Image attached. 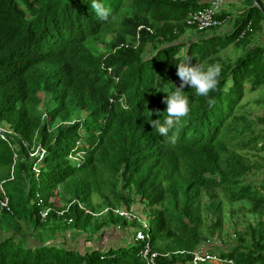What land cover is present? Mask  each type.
<instances>
[{
  "label": "trees",
  "instance_id": "obj_1",
  "mask_svg": "<svg viewBox=\"0 0 264 264\" xmlns=\"http://www.w3.org/2000/svg\"><path fill=\"white\" fill-rule=\"evenodd\" d=\"M99 2L111 9L109 21L96 17L91 0H0V123L16 132L0 138V198L7 196L11 209L0 211V264H146L126 220L111 210L87 213L80 202L94 213L143 211L159 253L155 264H193L192 251L208 235H225L227 245L204 252L264 264V182L253 180L264 166V111L254 118L235 112L246 91L264 85V42L252 43L264 29L262 1L231 30L196 31L190 42L180 37L190 29L187 12L202 7L198 0ZM248 22L251 30L238 39ZM231 43L251 47L224 61L220 53ZM185 54L193 65L219 64L222 72L209 94L212 107L185 85L191 111L170 130L173 144L149 122L165 119L163 99L180 85L176 64ZM113 92L124 100L110 105ZM258 102L264 107V96ZM37 144L46 149L38 174L29 154ZM73 149L84 153L78 167L68 159ZM37 195L53 206L46 218ZM51 196L71 203L61 216L54 210L62 207L48 204ZM92 196L97 202L86 204ZM203 212L214 220L205 222ZM225 222L232 231L224 234ZM40 224L69 230L83 249L63 237H34ZM117 231L125 241L104 248L103 234Z\"/></svg>",
  "mask_w": 264,
  "mask_h": 264
},
{
  "label": "clouds",
  "instance_id": "obj_2",
  "mask_svg": "<svg viewBox=\"0 0 264 264\" xmlns=\"http://www.w3.org/2000/svg\"><path fill=\"white\" fill-rule=\"evenodd\" d=\"M90 7L95 13L96 17L101 21H109L110 17L112 16L111 9L106 7L103 3L99 2V0H91ZM154 55L155 54H153V56ZM191 60H192V57L185 54L183 58L180 60V62L176 64V75L178 76L180 80V85L178 87L175 86L173 91L166 93V96L163 99V103L166 104V109L164 111L166 112L167 115L165 119L163 121H161L160 119H155V120H150L149 122V124L151 125V128L154 129L156 134H158L161 137H169L170 130H172L183 118L187 117L191 111L190 104H189V98L188 96L184 94V91H183V88L185 87V85L189 86L190 89H194L195 95L205 97L206 102L209 107H212L215 104V100L210 98L209 94L213 91H216L218 88L219 78L222 72V66L219 64H216V65H209L205 67L204 65L199 64V63H196L195 65H193L191 63ZM157 91H160V90H157ZM116 97H119L121 101L124 100V97H120L119 95L116 96V92H113L111 95H109V99H108V102L110 105L116 104ZM44 117H45V114H44ZM76 120L77 118L70 121V123ZM0 127L4 129L3 132L6 135V138H1L0 136L1 139H5V140L8 138L11 139L12 136L16 135V132L12 130L10 127H8L3 122L0 123ZM79 141L80 140H77L75 142V145H74L75 147L78 146ZM169 142L174 144L176 142V137L174 135L169 137ZM34 150L38 151L39 153L43 152V156L46 154V149L42 147L40 144L30 147L29 154L33 152ZM72 153L77 154L81 158L79 165H77L74 161L70 160L69 155ZM83 154L84 153H82L81 151H76L75 149L70 150V152L68 153V159L70 161V164L75 167L80 166L83 163ZM33 157H35V161H36L39 158V154L36 156L33 155ZM40 164H41V161H40ZM80 204L83 206V209L86 208V206L83 203L80 202ZM106 208H108L106 210L108 211V210H111L110 208H116V207H106ZM106 208H104L101 212H98V213H94L90 211L89 209L87 208L86 209L90 211L87 213L98 215L100 213L106 212L104 211ZM105 247H108V246H105Z\"/></svg>",
  "mask_w": 264,
  "mask_h": 264
},
{
  "label": "built area",
  "instance_id": "obj_3",
  "mask_svg": "<svg viewBox=\"0 0 264 264\" xmlns=\"http://www.w3.org/2000/svg\"><path fill=\"white\" fill-rule=\"evenodd\" d=\"M223 2L222 0H211L208 5L202 6L197 9L189 10L185 16V24L192 30L195 31H210V30H223V28L229 26V30L232 29L233 22H229L230 17L228 15L223 14ZM231 26V27H230ZM144 25H140L137 30L143 28ZM251 30V22H248L244 29L241 30V32L238 35V39L242 38L246 31ZM139 34L137 32L136 38L138 39ZM138 44L135 43L133 47H136ZM125 47H128V44H124ZM4 129L0 127V136L1 138H6L5 133L3 132ZM11 132V131H10ZM39 158L33 163L32 170L38 174L40 171V161L43 157V152H38L34 150L30 153L31 156L38 155ZM69 158L71 161H74L77 165L80 163V157L72 153L69 155ZM39 197V205H40V211L39 214L41 218H46V215L49 211L53 210V206L44 205L43 199ZM53 198V197H51ZM48 204H55L54 200H48ZM71 203H62L60 209L54 210L57 215H62L65 211H67L68 207ZM79 206L83 208V206L79 203ZM2 209H5L6 211H10L11 209L8 205V198L3 197L0 198V211ZM86 212H90L86 208H84ZM108 208H106L104 211H106ZM115 214L122 217L124 220L128 222V226L125 227V230L127 231V234L130 235V238L134 242L141 243V248L139 251V255L145 260L146 264H155V258L159 254L157 251L152 250V244H151V233H150V224H149V218L148 216H144L143 214L138 213L133 207L126 208L125 206H120L116 208H110ZM71 219L69 218L67 222H70ZM120 228L119 226H117ZM127 228V229H126ZM192 263L193 264H202L203 262L210 261V260H216V261H225L230 264H233L230 259L228 260H222L221 257H219L218 254H212L208 252H204V250L196 249L192 251Z\"/></svg>",
  "mask_w": 264,
  "mask_h": 264
},
{
  "label": "rangeland",
  "instance_id": "obj_4",
  "mask_svg": "<svg viewBox=\"0 0 264 264\" xmlns=\"http://www.w3.org/2000/svg\"><path fill=\"white\" fill-rule=\"evenodd\" d=\"M252 1L254 2V0H252ZM246 5H247V2H246ZM255 13H257V12H255ZM187 32H189V33H187V36L185 35V36L181 37V40L189 41L192 39V37H194L197 34L193 30L187 31ZM260 37L262 38V40L264 39V32L260 33ZM249 47H251V46L248 45L244 48L241 45L237 46L236 44L231 43L220 54H221L222 59H224V61H232L233 62L234 60L237 59V57H239L240 55H243L244 52ZM150 50L151 49L148 48V50L145 53H143L145 58L152 55L153 49L151 51ZM262 96H264V85H262L261 87L255 89L253 91H246L244 93V96L242 97V99L240 101L239 107H237V109L235 110L236 114H245L247 118H254L257 115L263 113V111H264L263 103L258 102V99L261 98ZM262 154H264V152L259 153V155H262ZM259 155H254L253 157H251V159L257 160ZM253 171H255V170H253ZM263 171H264V166L261 167V172L254 174L255 177L253 180H254L255 184H257L259 182H264V179L261 178V173ZM94 197L95 196H92V198L91 197L87 198L85 200L86 201L85 203L88 205L95 204L94 202H97V201H94V200H96V198H94ZM93 198H94V200H93ZM50 200H54L55 204H57L59 207H61V204L64 203L57 196L53 197V198L50 197ZM203 200H208V197L204 196ZM234 208H236V206ZM141 214L146 216V214L143 211L141 212ZM202 217H203V220L205 222H210V221L214 220V216H212L210 213L203 212ZM244 217L245 216H242L240 219H244ZM0 218L3 221H5L2 217V215H0ZM230 220L232 222H234V221H236V218L234 217V218H231ZM49 225H42V224L36 225V227L33 229V233H32L33 236L38 237L39 235H43L46 238L50 239L51 241H52V239L53 240L55 239L54 242L61 241V237H63L62 239H63V241L65 240L66 245L74 246L77 243L78 245H80L81 249H83L84 243H83L81 238L76 237V238L71 239V237L69 235L70 234L69 230L63 231L62 227H59L56 230H52V229L48 228ZM231 231H232V227L231 226L227 227V223L225 222V227H224L223 233L225 234V233L231 232ZM106 236L108 238L107 234H103L102 239L105 240ZM128 236L130 238V235H128ZM224 237L226 238L225 235H223L222 237H217L215 235H208V237H207L208 240L206 242L204 241L203 243H201L199 245L198 249L204 250V249L208 248L210 250L211 248L215 249L217 247L218 251H220V249H224L227 245L226 242L225 243L223 242ZM41 238H44V237H41ZM123 241H125V238ZM30 244H34V243L30 242ZM207 264H211V263H207Z\"/></svg>",
  "mask_w": 264,
  "mask_h": 264
},
{
  "label": "crops",
  "instance_id": "obj_5",
  "mask_svg": "<svg viewBox=\"0 0 264 264\" xmlns=\"http://www.w3.org/2000/svg\"><path fill=\"white\" fill-rule=\"evenodd\" d=\"M199 3L202 5V6H206L209 4V2L211 0H198ZM262 3L264 4V0H261ZM223 2V14L225 15H228L230 17L229 19V22H235L238 21L239 19L240 20H243L245 18V16L248 15V12H246L249 8L251 7H254V6H258V3H257V0H254V2L252 0H222ZM246 2H247V5H246ZM254 12H252L253 14ZM233 15V16H232ZM260 22L262 23V26L264 28V21L261 19ZM234 25V24H232ZM231 25V26H232ZM230 26V27H231ZM229 29V26L223 28V30H216V31H209L208 35L207 36H211V35H214V34H220V33H225L227 32V30ZM187 31H192V29H189ZM185 34H183L181 37L183 36H187V32ZM194 32H196L195 30H193ZM261 32H264V29H261L257 32H255V34L253 35L252 37V43H256V42H264V39L262 40V38L260 37V33ZM197 33V32H196ZM198 34H196L194 37H192L191 40L197 38ZM180 37V38H181ZM191 40L189 41H185V40H182L184 42H190ZM104 234H107L108 235V238L107 236L105 237V240L104 239H100V244L103 245V247L105 246H109V245H113V244H118V243H121L123 242V234L122 233H119L118 231L116 233H114V235H111L108 234V233H104ZM62 238V237H61Z\"/></svg>",
  "mask_w": 264,
  "mask_h": 264
}]
</instances>
